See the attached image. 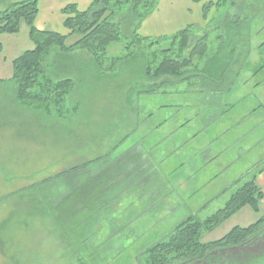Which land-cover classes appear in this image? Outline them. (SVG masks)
<instances>
[{
	"label": "rangeland",
	"instance_id": "1",
	"mask_svg": "<svg viewBox=\"0 0 264 264\" xmlns=\"http://www.w3.org/2000/svg\"><path fill=\"white\" fill-rule=\"evenodd\" d=\"M20 1L0 0V12ZM252 2L261 8L255 7L238 28L214 19L202 32L191 30L190 42L206 36L207 55L194 57L184 79L162 84L152 94L140 92L145 88L138 85L144 75L141 66L168 47V40L152 46L142 42L139 48L131 43L128 57L129 47H124L131 39L111 42L107 56L124 58L102 71L83 50L52 48L43 55L38 82L72 78L59 111L51 102L34 111L17 100L12 61L34 45L23 20L17 33H0V264H141L144 249L177 223L192 214L204 221L238 186L264 172V108L251 111L243 123L236 118L247 105L257 100L264 104V91L254 86L259 80L264 84V0ZM243 29L246 46L234 43L232 50H217L218 36ZM77 38L71 35L65 43ZM212 54L218 55L216 63ZM214 70L224 76H215ZM137 144L149 152L144 154ZM121 153L134 158V183L112 178L111 194L88 200L83 195L85 207L73 214L93 219L83 236L73 231L77 239L69 245L52 219L38 212L40 200L58 194L53 181L41 183L98 157ZM120 174L128 180L123 170ZM259 207L264 212V204ZM258 217L244 206L204 232L201 241L219 239ZM250 264H264V256Z\"/></svg>",
	"mask_w": 264,
	"mask_h": 264
},
{
	"label": "trees",
	"instance_id": "2",
	"mask_svg": "<svg viewBox=\"0 0 264 264\" xmlns=\"http://www.w3.org/2000/svg\"><path fill=\"white\" fill-rule=\"evenodd\" d=\"M192 1L203 2L202 15L207 18L211 9L215 5H220V1L223 0H216L214 3L206 0ZM155 5L156 0H92L86 9L79 10L76 4L68 3L61 8V13L64 15L62 25L67 31L65 34L52 30H40L35 26L38 0H22L1 11L0 33H17L20 22L23 20L28 26V38L34 45L32 49L23 51L12 61L11 84L15 89L17 100L22 101L34 111L40 110L43 106L48 107L50 102L57 107L58 111L60 110L65 95L73 86L72 78L64 77L53 80L46 77L42 82H38V78L44 73L43 55L52 48L63 52L83 50L90 55L94 67L102 71L105 68H113L115 62L133 54L129 47L131 43H134V48H139L142 42L152 46L162 40H168V47L160 49L155 55L152 54L153 61L141 66L144 75H140L138 85L145 88L140 92L152 94L162 84H169L176 79H184L186 73L190 71L186 68L192 65L194 57L200 58L207 55L206 36H199L195 42L193 38L190 42L189 37L193 36L190 27H185L163 38L142 36L139 33L140 25L155 8ZM242 23L241 18L235 17L224 21L222 26L238 28ZM228 31L226 34L218 36L217 50L219 52L223 47L227 49L229 47L232 50L231 46L234 43L246 44L247 31L246 33L244 29L236 31L234 36H228L230 33ZM243 33L246 35L242 41ZM71 35H78V38L73 43L66 44V39ZM122 37L126 40L131 39L124 47L125 49L129 47V51L124 57L107 56V46ZM193 42L194 44H192ZM185 50L187 51L184 54ZM216 56L218 55L212 54L211 59L214 63L217 62ZM210 60L205 63L206 68H209ZM214 65L210 70L215 68ZM202 73L201 75H203ZM213 73L215 76H224L222 72L218 75V70H214ZM145 80L149 83H144ZM215 82L212 80L211 84H215ZM33 86L36 87L35 91H32ZM127 152H131V149ZM132 166L134 168V158L132 160L131 155H122L121 153L118 156L98 157L60 172L41 183L50 184L53 181L52 185H58V194L54 197L55 191L52 192L51 196L47 197L49 198L47 202L40 200L39 203L37 200L39 203L37 207L40 209L38 212L42 213L44 217L52 219L58 226L62 239L71 245L72 240L77 239V235L73 231L75 230L79 236H83L86 223L93 219L90 217L88 219L81 214L78 216L73 214L74 209H79L81 212L85 207L83 197L88 200L98 198L99 195L111 194L114 187L111 186L113 180L109 181V179L112 178L121 177L124 184L134 183V169L133 172H130ZM107 168L110 169L109 172L106 171ZM114 168L115 170H111ZM121 170L128 180L121 176ZM118 171L119 173H115ZM255 180L256 174L238 186L224 206L217 209L204 221L196 219L192 214L177 223L165 237L154 241L144 249L141 264H250L263 257L264 212L260 213L259 202L264 199V194L262 189L256 185ZM121 192L119 190L117 194ZM55 198L59 200L55 201ZM244 206L259 213L255 222L245 227L234 226L219 239L201 241L204 232L212 231ZM91 216L93 215L91 214ZM85 239L83 238L82 241Z\"/></svg>",
	"mask_w": 264,
	"mask_h": 264
},
{
	"label": "crops",
	"instance_id": "3",
	"mask_svg": "<svg viewBox=\"0 0 264 264\" xmlns=\"http://www.w3.org/2000/svg\"><path fill=\"white\" fill-rule=\"evenodd\" d=\"M91 1L92 0H38V14L35 19V26L40 30H53L56 29V27L61 29L63 28L62 22L64 19V15L61 13L62 7L68 3H74L79 10H84L89 6ZM206 1L212 3L216 2V0ZM220 3V5H215L211 9L207 18H204L202 15L203 2H193L192 0H156L155 8L142 21L139 33L147 38H163L185 27H190L191 30L202 32L200 30H203L204 27L207 26L206 24L212 22L214 19L216 22L218 21L221 23L235 17H239L243 20L247 19L250 14L256 12L255 7L261 8L259 5L253 7L252 0H223L220 1ZM238 3H240L239 8ZM221 8L222 10L220 11ZM217 13L219 14L217 15ZM60 29H57V32L64 33L60 31ZM218 41H216V43H218ZM254 86H258V89H261L262 92L264 91V84H262L260 80L255 81ZM255 97L257 98V96ZM262 108H264L263 102L257 100V102L247 105L245 113L236 116V118L243 123L247 119V116L250 115L251 111ZM136 147L142 150L144 154H146L144 150L149 152V149H145L140 144H137ZM261 176L264 177V172L258 175L256 180L261 186L260 188L264 194V180L260 178ZM261 203L264 204V199L259 202V206Z\"/></svg>",
	"mask_w": 264,
	"mask_h": 264
}]
</instances>
